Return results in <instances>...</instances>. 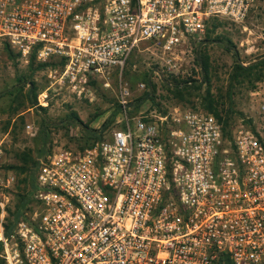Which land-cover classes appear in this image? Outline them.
<instances>
[{"label": "built area", "instance_id": "1", "mask_svg": "<svg viewBox=\"0 0 264 264\" xmlns=\"http://www.w3.org/2000/svg\"><path fill=\"white\" fill-rule=\"evenodd\" d=\"M251 1L0 0V51L58 62L53 77L87 96L140 43L187 45L211 18L244 20ZM128 94L122 87L123 126L108 138L39 161L36 208L8 236L15 175L0 142L4 264H264V135L227 137L212 113L180 107L129 118Z\"/></svg>", "mask_w": 264, "mask_h": 264}, {"label": "rangeland", "instance_id": "2", "mask_svg": "<svg viewBox=\"0 0 264 264\" xmlns=\"http://www.w3.org/2000/svg\"><path fill=\"white\" fill-rule=\"evenodd\" d=\"M12 50V56L0 51V142L5 147V169L15 175L14 184L4 191L7 207H13L18 195L31 190L30 184L22 182L26 172L9 167L23 164L21 153L26 154V165L31 166L30 159H43L59 149L83 150L90 146L81 148L84 142H94V134L98 140L105 139L112 130L123 126L124 109L119 102L122 87L129 91V118H153L174 107L214 114L206 100L209 88L213 108L228 122L226 130L230 135L238 128L264 135V73L261 80L250 83H237L231 77L235 61L248 64L264 57V0H252L248 15L240 22L211 18L204 36L187 45L164 50L148 42L140 43L121 75L114 71L90 80L91 94L87 96L70 93L53 77L51 71L59 68L57 62L41 65L36 58L23 57ZM199 54L208 56V81L202 79L196 63ZM145 76L153 82L154 91L146 87ZM172 76L192 77L196 80L194 86L201 84L200 89H191L186 100H179L166 85ZM29 87H35V99L28 96ZM146 93L151 98L146 96L138 106L136 99ZM43 121L45 143L39 133ZM28 124L31 129L26 127ZM40 148L43 152L38 157ZM29 206L31 211L35 209V201Z\"/></svg>", "mask_w": 264, "mask_h": 264}, {"label": "trees", "instance_id": "3", "mask_svg": "<svg viewBox=\"0 0 264 264\" xmlns=\"http://www.w3.org/2000/svg\"><path fill=\"white\" fill-rule=\"evenodd\" d=\"M201 43H203V41L199 42V44H201ZM12 49L13 48H11L8 44H5L2 48V50H5L10 56L13 55ZM30 56L33 59L35 58L34 53H31ZM129 60H130V58L128 59L125 67L129 64V62H130ZM51 62H55V61L51 60V61H47V62H41V65H48ZM196 63L198 65V67L200 68V72L202 74V79L208 81L209 80L207 77L208 68H209L208 56L199 54L197 56ZM125 67H124V69H125ZM263 73H264V57L257 60V61L248 63V64H243L242 62L237 60V61H235L234 65H233L231 77H232V80L236 81L237 83H244V82L250 83V82H255V81L261 80L263 77ZM143 80L145 81L146 87L150 88L151 91H154V84L149 79V77L145 76V78ZM169 80L168 79L166 80L167 81L166 85H167V87L171 88V91L179 100H186L187 97L190 95V90L191 89L199 90L200 85H201L199 83L196 86H194V83L196 82V80L193 79L192 77H187L185 79H177V78L172 76ZM33 85H34V83H33ZM205 93L207 96L206 100H208V108L212 112H214V114L213 113L212 114L222 123L224 135L227 137H230V134L226 130L228 122L226 120H223L221 118V116L219 115V113L213 108V104H212L213 101H212V99L209 98L211 96L209 88L206 89ZM31 95L33 96L34 99L36 98L37 93L35 91V87L34 88L29 87L28 96L31 97ZM146 96L150 97L151 94L146 93L145 96H140L136 99V102H138V106H139L140 102ZM40 108L43 110L45 109L43 107H40ZM166 112L167 111L164 110L162 113L166 114ZM39 133L42 136V137H40L42 139V143H45V141H46L45 138L47 137V133H46V124L44 121L40 124ZM97 137H98V135L94 134V138H92L94 140V142L98 141ZM94 142L93 141H92V143L84 142V144H82L81 148L88 146V145H91ZM42 152L43 151L40 148V150L38 151V157H40L42 155ZM21 154H22L21 159L23 160V164L20 166L9 165V167H17L19 169L20 173L26 172L27 177L22 178V182H27L28 184H30L31 190H28V192H26L23 195H18V200L15 202L13 207H7V214H6L5 223H4V232H5L6 236H8L13 231L15 224L19 220L27 218L28 217L27 213L29 211H31L29 204L33 200L32 192H33V188L35 186V174H36L37 167L39 165V161L41 160L40 158L39 159H30V161H32L31 166H27L26 165L27 159L25 156L26 154L25 153H21ZM1 249H2V245L0 243V251H1ZM0 264H4V260L1 257H0Z\"/></svg>", "mask_w": 264, "mask_h": 264}]
</instances>
